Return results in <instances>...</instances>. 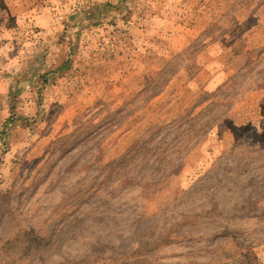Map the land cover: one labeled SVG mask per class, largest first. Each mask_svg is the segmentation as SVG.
<instances>
[{
	"label": "rangeland",
	"instance_id": "obj_1",
	"mask_svg": "<svg viewBox=\"0 0 264 264\" xmlns=\"http://www.w3.org/2000/svg\"><path fill=\"white\" fill-rule=\"evenodd\" d=\"M0 194V264H264V0H0Z\"/></svg>",
	"mask_w": 264,
	"mask_h": 264
},
{
	"label": "crops",
	"instance_id": "obj_2",
	"mask_svg": "<svg viewBox=\"0 0 264 264\" xmlns=\"http://www.w3.org/2000/svg\"><path fill=\"white\" fill-rule=\"evenodd\" d=\"M192 16H193V15H192ZM197 20H198L197 22H198L199 24H201V25L204 23V20L201 18L200 15L198 16V19H197ZM201 31H202V30H201ZM200 33H201V32H200ZM186 35H187V36H190V32H187ZM197 35H198V34H197ZM184 39H185V41L187 40V39H186V36H184ZM181 41H182V40H181Z\"/></svg>",
	"mask_w": 264,
	"mask_h": 264
},
{
	"label": "trees",
	"instance_id": "obj_3",
	"mask_svg": "<svg viewBox=\"0 0 264 264\" xmlns=\"http://www.w3.org/2000/svg\"><path fill=\"white\" fill-rule=\"evenodd\" d=\"M66 68H67V66L64 67V69H66ZM1 201H2V195L0 194V220H1V217H2V215H3V209H2V207H1Z\"/></svg>",
	"mask_w": 264,
	"mask_h": 264
}]
</instances>
